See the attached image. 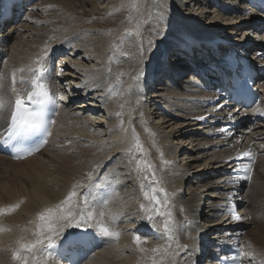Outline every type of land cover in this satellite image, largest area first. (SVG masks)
<instances>
[{"label": "bare ground", "instance_id": "obj_1", "mask_svg": "<svg viewBox=\"0 0 264 264\" xmlns=\"http://www.w3.org/2000/svg\"><path fill=\"white\" fill-rule=\"evenodd\" d=\"M125 1L23 0L19 8L25 11L19 18L0 25V129L7 123L14 101L11 89L16 69H25L16 73L18 81L41 61L49 64L54 60L51 84L63 100L40 152L15 162L0 156V209L19 205L15 211L0 215V264H20L13 253L37 239L38 214L60 204L73 190L78 194L73 198L77 210L84 208L83 200L88 198L89 210L95 216L90 229L103 243L83 264H208L216 244L228 242L229 235L243 227V264H264V193L260 196L247 188L244 194L234 193L227 183L229 166L224 164L251 148L258 152L255 167L264 173V119L242 125L231 139L214 137L220 126L207 123L236 122L244 113L226 107L229 103L215 110L225 99L210 104L217 95L206 93L204 82L197 78V70L209 73L228 50L249 51L252 63L264 65L257 57L264 46V28L258 31L251 27L254 11L245 0H160L161 6L150 0L145 5L146 14L160 29L159 37L154 39L155 30L147 32L151 31L153 43L164 33L168 43L163 48L158 42L152 51L156 54L143 52L145 46L138 52L143 63L153 65L145 78L136 71L139 57L130 59L133 62L125 65L122 78L116 82L117 71L108 61L112 39L101 20L107 18L106 11ZM210 5L213 7L208 9ZM194 8L199 12H193ZM169 9L171 13H167ZM95 16L98 20L90 21ZM69 38L72 40L65 41ZM211 40L229 45L214 48ZM183 43L199 46L188 55L179 48ZM185 72L192 74L183 79ZM152 82L158 84L149 91ZM261 95L262 102L252 114L264 111V79ZM119 116L124 118L126 131L120 129ZM201 117L206 122L199 121ZM133 129L142 150L135 147ZM256 168L250 185L257 179ZM153 187L163 206L144 197L143 192ZM204 199L208 205L201 214ZM231 201L240 202L241 215L250 219L242 224L232 221L225 212ZM252 201L260 207L255 212L249 207ZM157 208L166 215H157ZM150 215L151 221L147 218ZM98 222L119 232V239L100 234ZM61 223L60 237L83 228ZM211 229L216 232L207 235ZM135 236L143 243L137 245ZM33 255H40L39 250ZM28 264H33L31 255ZM47 264L54 262L47 260Z\"/></svg>", "mask_w": 264, "mask_h": 264}, {"label": "snow or ice", "instance_id": "obj_2", "mask_svg": "<svg viewBox=\"0 0 264 264\" xmlns=\"http://www.w3.org/2000/svg\"><path fill=\"white\" fill-rule=\"evenodd\" d=\"M112 62L111 60L109 61ZM25 69H16L12 73V91L16 92L15 84L17 83L16 73H23ZM32 73L33 79L31 81L32 91L28 92L27 97L17 94V97L14 102V112L11 117L10 122V135L16 134H28L38 130L41 127V117L42 110L50 100V93L43 82H41V77L45 71L43 62H40V66L36 69H29ZM20 83H25L21 78ZM133 137L135 139V147L142 150V145L140 144L139 137L136 136L133 129ZM38 150V149H37ZM31 155L32 152L27 153ZM246 157L252 158L251 152H246L243 154ZM16 158H22L17 156ZM150 167V166H148ZM245 173L251 172V167H245L243 169ZM90 175V174H89ZM247 179H250V175L246 176ZM96 187H99L97 185ZM160 191H163L162 189ZM157 189L153 187L150 191H144L143 195L146 199L153 201L156 205H161V201L156 195ZM78 194L75 190L69 193V195L63 200L60 204L56 205L54 208L45 209L43 212L39 213L37 216V227L34 235L37 236V239L31 243L22 244L20 249L13 253V259L19 260L20 264H28L29 256L31 255L33 264H41V257H43L44 264H47V260L50 259L53 255L52 249L57 247V238L60 237V229L63 227L61 222H67L69 227L80 228L83 226L85 229L92 227L91 221L95 219L94 213L89 210V201L85 196L83 200L84 208L77 210V206L73 204V198ZM167 194L165 193V196ZM166 203V200H165ZM163 206V205H161ZM19 205L11 206L7 209H0V215L10 213L15 211ZM143 209L144 206L142 205ZM232 213L234 219H241L240 216L235 214L234 209H229ZM157 215H166L164 212H160L159 208L156 210ZM100 217H103L104 213H99ZM170 215V214H168ZM150 221L152 216L147 217ZM100 234L111 237L114 239H119L120 233L113 231L107 225L102 222L96 224ZM165 229H168V224L165 223ZM134 242L139 245L143 243L140 236L134 237ZM39 250L40 255H33L36 250ZM143 251V249H141ZM153 252L159 251V249H153ZM233 259H236L235 257ZM155 264V261L153 262Z\"/></svg>", "mask_w": 264, "mask_h": 264}, {"label": "rangeland", "instance_id": "obj_3", "mask_svg": "<svg viewBox=\"0 0 264 264\" xmlns=\"http://www.w3.org/2000/svg\"><path fill=\"white\" fill-rule=\"evenodd\" d=\"M128 0V1H125L124 3L122 4H118L114 7L113 10L111 11H106L107 13H105V19H102L101 22L104 23L102 24V27H106V33L109 34V37L110 39H112V41H110V43L108 44V47L110 45V55H109V58H108V61H112L110 64L111 66L115 67V71H117V78H116V82L120 81V79L122 78L121 77V73L122 71H125V65L129 66L131 62H133V60H139V53H141V49L145 46V49H143L146 54L148 53V51L151 53L153 51V47H156L157 46V43L160 42L162 43L161 45L163 46L164 48V44H167L168 43V40L165 38V35L164 33L160 36L161 39H159L158 41L156 42H152V35L150 34L151 31L155 30V33H154V39H157L159 37V32H160V29L155 26L154 24V21H151L150 18L147 16L146 14V9H145V5L148 4L150 2V0ZM144 1V4H142ZM149 1V2H148ZM148 2V3H147ZM159 5L161 6L162 4L160 3V0H157L156 1V6ZM210 7H213L212 5H210L208 7V9H210ZM167 8V7H166ZM133 9V10H132ZM25 11V10H24ZM156 12H158V10H155ZM172 10H168L167 13H171ZM193 12L195 13H198L199 11L197 10V8H194L193 9ZM125 13V14H124ZM134 13V14H133ZM123 14H124V18H123ZM209 14V13H207ZM114 16L113 19H111L112 17L111 16ZM128 15V16H127ZM210 15V14H209ZM110 16V17H109ZM117 16V17H116ZM122 17V18H121ZM211 17V16H209ZM98 17L95 16V17H92L90 19V21H97ZM95 19V20H94ZM129 19V20H128ZM144 19V20H143ZM128 20V21H127ZM139 20V21H138ZM143 20V21H142ZM167 22H169L172 26H174V21L171 19H166ZM118 22H121L122 26H118L115 25L116 23ZM133 22V23H132ZM143 24H142V23ZM154 23V24H153ZM226 23V22H225ZM9 24V23H8ZM7 24V25H8ZM145 24V25H144ZM147 24V25H146ZM150 26H149V25ZM161 24V27H162V23ZM133 25V26H132ZM136 25V26H135ZM140 26H142V28H140ZM148 26V27H147ZM47 27V26H45ZM119 27V28H118ZM157 27V28H156ZM7 28V27H5ZM150 28V32L148 33L147 30H149ZM134 29V30H133ZM136 29V30H135ZM144 29L146 31V34H144ZM126 30V31H125ZM143 30V31H142ZM4 31V30H3ZM125 31V32H124ZM142 31V32H141ZM95 33V32H94ZM134 33V34H133ZM136 33V35H135ZM141 33V34H140ZM132 34V35H131ZM157 34V35H156ZM94 35V34H93ZM91 35L90 37L93 38L94 36ZM111 35V36H110ZM139 35V36H138ZM148 35V37H147ZM151 35V36H150ZM251 35V34H250ZM127 36V37H126ZM137 38H135V37ZM89 37V38H90ZM133 37V39H131ZM147 37V38H146ZM140 38V39H139ZM127 39L129 41H127ZM131 39V40H130ZM144 39V40H143ZM151 39V40H150ZM69 40H72L71 38L65 40V41H69ZM146 40V41H145ZM129 42V43H128ZM134 42V43H132ZM152 42V43H151ZM131 43V44H130ZM138 43V44H137ZM46 44L50 45V41H47ZM62 45V46H67V44L65 42H59V45ZM144 44V45H143ZM113 45V46H112ZM124 45V46H123ZM129 45V46H128ZM132 45V46H131ZM138 45V46H137ZM65 46V47H66ZM140 46V47H139ZM148 46V47H147ZM152 46V47H151ZM69 47V46H67ZM121 48V50H119ZM152 48V49H151ZM163 48L161 50H163ZM124 49V50H123ZM150 49V50H149ZM130 50V51H129ZM116 52V53H115ZM137 52V53H136ZM139 52V53H138ZM142 52V53H143ZM117 53L119 56H117ZM124 53V54H123ZM136 53V54H135ZM154 54H156L155 52H152ZM161 52L159 51V54ZM121 54V55H120ZM159 54L157 55V57L159 56ZM247 54L250 55V52L247 51ZM139 55V56H138ZM123 56V57H122ZM126 56V57H125ZM131 56V57H129ZM128 57V59H127ZM134 57V58H133ZM142 57V56H141ZM141 57H140V60H141ZM124 58V59H122ZM126 58V60H125ZM136 58V59H135ZM160 58V57H159ZM130 59H133V60H130ZM151 60V58H149ZM122 60V61H121ZM128 60V62H127ZM139 60V67H137L138 69H136L137 72H139L141 75L144 76V78L146 77L145 75L147 74L148 70L150 68L153 67L152 64H150V62H145L143 63V60L140 61ZM126 62V63H125ZM57 64V62H56ZM114 64V65H113ZM124 65V66H123ZM145 66V67H144ZM122 67V68H121ZM150 67V68H149ZM135 71V72H136ZM143 72V73H142ZM190 72H185V74H183L182 78L183 79H186L190 74ZM145 74V75H144ZM121 77V78H120ZM158 84V82H152V84L150 85V89L149 91H154V87H156ZM155 85V86H154ZM113 86H115V84H113ZM117 86V85H116ZM148 91V93H150ZM152 93V92H151ZM119 94V93H118ZM6 116L8 115V112H5ZM2 117V116H1ZM122 119V120H121ZM119 121L121 122V126L122 128L120 127L121 130H124L126 129L127 127L125 126V121H124V118L119 116ZM126 131V130H124ZM74 138V137H72ZM76 139V138H74ZM64 142L67 141V138H63L62 139ZM69 153V152H68ZM70 154L72 155V152L70 151ZM257 167V168H256ZM255 168L257 169V172H256V180L255 182L252 184V185H246V186H243V191L242 193L244 194V192H246V188H247V191L248 190H255L257 191L258 195L260 194L261 196V193H264V173L262 170H260V168L258 166H256ZM259 173V174H258ZM90 181H88L89 183ZM250 187V189H249ZM261 189V190H260ZM183 192H187V188L183 189ZM210 192V191H209ZM255 199V197H254ZM208 200V198H207ZM207 200H203V206L201 207V214L203 211H205L207 209ZM202 202V201H201ZM250 209L253 210L255 212L256 209H259L260 207L258 206V204L255 202V201H252L251 202V205H249ZM204 215V213H203ZM247 219H250V216H248ZM199 221L200 223L202 224L203 220L202 218H199ZM201 224H199L201 226ZM245 231V230H244ZM213 232H216V230H207V235H211ZM244 236V235H243ZM210 264V263H208Z\"/></svg>", "mask_w": 264, "mask_h": 264}]
</instances>
